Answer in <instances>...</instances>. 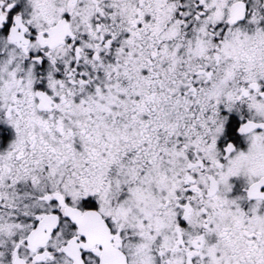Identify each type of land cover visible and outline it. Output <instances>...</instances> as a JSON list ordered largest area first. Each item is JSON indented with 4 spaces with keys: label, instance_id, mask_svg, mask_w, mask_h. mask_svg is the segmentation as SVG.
<instances>
[{
    "label": "snow or ice",
    "instance_id": "obj_1",
    "mask_svg": "<svg viewBox=\"0 0 264 264\" xmlns=\"http://www.w3.org/2000/svg\"><path fill=\"white\" fill-rule=\"evenodd\" d=\"M0 264H264V0H0Z\"/></svg>",
    "mask_w": 264,
    "mask_h": 264
}]
</instances>
